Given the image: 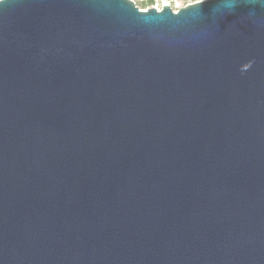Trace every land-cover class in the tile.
I'll list each match as a JSON object with an SVG mask.
<instances>
[{"label":"water","instance_id":"1","mask_svg":"<svg viewBox=\"0 0 264 264\" xmlns=\"http://www.w3.org/2000/svg\"><path fill=\"white\" fill-rule=\"evenodd\" d=\"M221 5L0 3V264H264V10Z\"/></svg>","mask_w":264,"mask_h":264},{"label":"clouds","instance_id":"2","mask_svg":"<svg viewBox=\"0 0 264 264\" xmlns=\"http://www.w3.org/2000/svg\"><path fill=\"white\" fill-rule=\"evenodd\" d=\"M205 2L206 0H194V3L196 5H202ZM240 4L251 6V9L247 14V18L251 20L253 23H255L257 19V11H256L257 7L261 10H264V0H222L221 8L223 10H227V12L229 13H232ZM198 16L199 14L195 13L193 15V19H197Z\"/></svg>","mask_w":264,"mask_h":264},{"label":"rangeland","instance_id":"3","mask_svg":"<svg viewBox=\"0 0 264 264\" xmlns=\"http://www.w3.org/2000/svg\"><path fill=\"white\" fill-rule=\"evenodd\" d=\"M139 8L142 10H147L154 6H159L163 8L165 5H169L175 11L189 5L193 4L194 0H133Z\"/></svg>","mask_w":264,"mask_h":264},{"label":"built area","instance_id":"4","mask_svg":"<svg viewBox=\"0 0 264 264\" xmlns=\"http://www.w3.org/2000/svg\"><path fill=\"white\" fill-rule=\"evenodd\" d=\"M155 8H157V9H159V10H161L162 8H160L159 6H154Z\"/></svg>","mask_w":264,"mask_h":264},{"label":"snow or ice","instance_id":"5","mask_svg":"<svg viewBox=\"0 0 264 264\" xmlns=\"http://www.w3.org/2000/svg\"><path fill=\"white\" fill-rule=\"evenodd\" d=\"M0 3H3V0H0Z\"/></svg>","mask_w":264,"mask_h":264}]
</instances>
